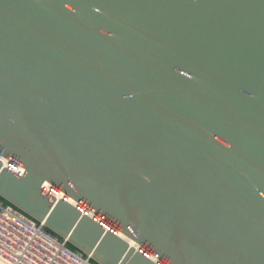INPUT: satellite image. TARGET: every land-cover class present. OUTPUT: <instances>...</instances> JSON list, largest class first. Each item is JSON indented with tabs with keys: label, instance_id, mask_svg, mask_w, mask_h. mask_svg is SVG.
<instances>
[{
	"label": "water",
	"instance_id": "95a60500",
	"mask_svg": "<svg viewBox=\"0 0 264 264\" xmlns=\"http://www.w3.org/2000/svg\"><path fill=\"white\" fill-rule=\"evenodd\" d=\"M1 199L97 264H264V0H0Z\"/></svg>",
	"mask_w": 264,
	"mask_h": 264
},
{
	"label": "built area",
	"instance_id": "2783aa9c",
	"mask_svg": "<svg viewBox=\"0 0 264 264\" xmlns=\"http://www.w3.org/2000/svg\"><path fill=\"white\" fill-rule=\"evenodd\" d=\"M0 200V264H97L89 254Z\"/></svg>",
	"mask_w": 264,
	"mask_h": 264
},
{
	"label": "trees",
	"instance_id": "16d2710c",
	"mask_svg": "<svg viewBox=\"0 0 264 264\" xmlns=\"http://www.w3.org/2000/svg\"><path fill=\"white\" fill-rule=\"evenodd\" d=\"M2 200V202L4 203V204H10V203H8L7 201H5V200H3V199H1ZM68 248H70L71 250H76V248L74 247V246H72V245H70L69 243H68Z\"/></svg>",
	"mask_w": 264,
	"mask_h": 264
},
{
	"label": "bare ground",
	"instance_id": "6f19581e",
	"mask_svg": "<svg viewBox=\"0 0 264 264\" xmlns=\"http://www.w3.org/2000/svg\"><path fill=\"white\" fill-rule=\"evenodd\" d=\"M41 221V220H40ZM43 222V221H42ZM66 238V237H65ZM67 239V238H66ZM89 254V253H88ZM89 255H91V254H89Z\"/></svg>",
	"mask_w": 264,
	"mask_h": 264
}]
</instances>
